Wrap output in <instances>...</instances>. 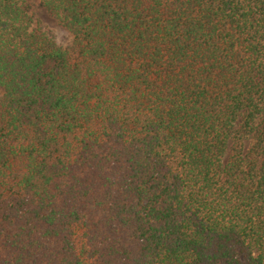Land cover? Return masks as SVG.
Wrapping results in <instances>:
<instances>
[{"label": "trees", "instance_id": "obj_1", "mask_svg": "<svg viewBox=\"0 0 264 264\" xmlns=\"http://www.w3.org/2000/svg\"><path fill=\"white\" fill-rule=\"evenodd\" d=\"M0 0V264H264V0Z\"/></svg>", "mask_w": 264, "mask_h": 264}, {"label": "rangeland", "instance_id": "obj_2", "mask_svg": "<svg viewBox=\"0 0 264 264\" xmlns=\"http://www.w3.org/2000/svg\"><path fill=\"white\" fill-rule=\"evenodd\" d=\"M28 14L35 24H39L51 31L58 44L66 45L71 41L70 33L65 29L60 18L50 15L41 6L39 0H26Z\"/></svg>", "mask_w": 264, "mask_h": 264}]
</instances>
